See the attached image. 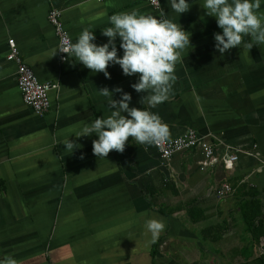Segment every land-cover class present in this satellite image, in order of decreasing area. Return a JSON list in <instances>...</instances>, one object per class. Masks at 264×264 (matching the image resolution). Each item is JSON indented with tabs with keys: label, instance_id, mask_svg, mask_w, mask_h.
Wrapping results in <instances>:
<instances>
[{
	"label": "crops",
	"instance_id": "0c3cea01",
	"mask_svg": "<svg viewBox=\"0 0 264 264\" xmlns=\"http://www.w3.org/2000/svg\"><path fill=\"white\" fill-rule=\"evenodd\" d=\"M160 2L158 10L148 0H0V258L11 253L20 264H264V45L246 35L220 54L214 33L222 29L203 0H193L180 16L167 0ZM51 9L62 12L73 42L90 26L98 44L108 40L102 29L112 14L164 10L191 32L192 48L175 66L174 91L151 108L139 103L145 93L132 87L139 73L125 75L110 64L108 78L74 57L61 62ZM11 38L40 81L59 84L43 116L23 101L17 65L6 57ZM105 86L130 92V106L158 112L171 138L196 130L221 161L202 170L201 146L165 160L154 144L132 137L123 152L99 158L96 135H70L110 113L97 90ZM68 136L82 145L73 154L61 143ZM231 154L238 160L228 169L223 159ZM223 184L231 191L220 198ZM151 217L166 223L155 242L145 234Z\"/></svg>",
	"mask_w": 264,
	"mask_h": 264
},
{
	"label": "clouds",
	"instance_id": "9594fccd",
	"mask_svg": "<svg viewBox=\"0 0 264 264\" xmlns=\"http://www.w3.org/2000/svg\"><path fill=\"white\" fill-rule=\"evenodd\" d=\"M171 11L179 16L190 10L193 0H167ZM264 0H203L201 6L208 16L215 17L222 31L214 33L215 48L220 54L240 46L244 36L250 35L256 44L264 45ZM110 26L102 29L108 37L107 42L98 44L96 32L85 27L67 49V59L74 57L84 66L95 72H104L111 78L109 65L119 64L125 75L139 77L132 87L143 92L140 104L148 103L151 108L168 99L174 91L175 66L184 50L192 48L191 32L176 22L164 10L160 15L141 12L139 9L122 11L109 17ZM119 38V46L117 39ZM249 44L248 47H253ZM123 49V54H118ZM57 49L54 51L56 54ZM71 60V59H70ZM72 61V60H71ZM76 63V62H73ZM106 97L110 109L107 116H97L91 122L85 121L79 131L73 134L79 138L96 135L93 140V153L99 158H106L110 151L123 152L129 137L140 144H161L171 138L170 127L158 112L150 108L130 106L132 94L122 87L109 89L105 86L97 89ZM115 93L120 98L115 99ZM68 136L61 143L65 151L72 154L82 147ZM146 235L150 233L151 242H155L166 223L163 219L151 217L145 220ZM0 264H20L11 253L0 258Z\"/></svg>",
	"mask_w": 264,
	"mask_h": 264
},
{
	"label": "built area",
	"instance_id": "2783aa9c",
	"mask_svg": "<svg viewBox=\"0 0 264 264\" xmlns=\"http://www.w3.org/2000/svg\"><path fill=\"white\" fill-rule=\"evenodd\" d=\"M102 1V0H97ZM149 3L156 9L161 8L160 0H148ZM48 19L55 29L56 35L59 38V48L65 49L73 42L68 28L63 19L62 12L59 9H51L48 13ZM9 51L7 60L14 62L17 65V84L22 93L23 101L28 105L36 115L43 116L51 107V91L59 87L57 82H42L36 75L34 69L27 64L22 57L21 51L15 39H9ZM68 54L58 49V57L61 62H67ZM71 57V55H70ZM158 154L165 160L171 159L177 153L185 150H195L197 147H202L203 158L199 165L202 170L211 168L219 163L220 157L217 155L214 147L204 143L196 130L190 129L184 134L161 143L154 144ZM225 167L228 169L234 168L235 162L238 160V155L231 154L224 158ZM231 191L228 184H223L217 191L218 196L225 197Z\"/></svg>",
	"mask_w": 264,
	"mask_h": 264
},
{
	"label": "trees",
	"instance_id": "16d2710c",
	"mask_svg": "<svg viewBox=\"0 0 264 264\" xmlns=\"http://www.w3.org/2000/svg\"><path fill=\"white\" fill-rule=\"evenodd\" d=\"M257 215L255 213H253V216L251 217V219L249 220L250 222V227H252V230H253V224H254V221L256 219ZM263 262H264V258H263Z\"/></svg>",
	"mask_w": 264,
	"mask_h": 264
}]
</instances>
